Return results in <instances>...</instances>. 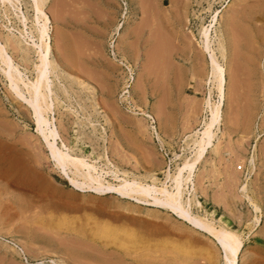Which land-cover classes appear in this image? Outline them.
I'll use <instances>...</instances> for the list:
<instances>
[{"label":"rangeland","instance_id":"374dc122","mask_svg":"<svg viewBox=\"0 0 264 264\" xmlns=\"http://www.w3.org/2000/svg\"><path fill=\"white\" fill-rule=\"evenodd\" d=\"M144 1H43L56 143L111 184L168 189V175L194 157V140L221 105L183 203L198 220L237 235L238 264H264V0ZM13 3L25 26L0 0V38L34 81L37 54L11 39L36 37L40 15L33 0ZM160 10H172L165 27ZM211 51L225 72L223 99ZM32 115L0 69V264H226L214 236L154 196L139 202L74 188Z\"/></svg>","mask_w":264,"mask_h":264},{"label":"bare ground","instance_id":"6f19581e","mask_svg":"<svg viewBox=\"0 0 264 264\" xmlns=\"http://www.w3.org/2000/svg\"><path fill=\"white\" fill-rule=\"evenodd\" d=\"M33 1L35 10L40 15L37 17L40 26L37 29L36 37L32 36L34 34L33 32L32 35L26 33L27 36H25V31L24 33L19 34L20 37L18 39L12 38L11 41L21 52H24L27 55L31 51L37 54L39 64H37L35 68L36 78L34 81H31L25 77L20 68L13 63V59L7 49L8 41H3L1 38L0 69L9 80L11 90L32 111V116H34V120L37 124L38 134L45 141V145H47L52 159L56 162L57 166L64 171L70 184L73 185V187L77 190L85 193H92L95 195L115 193L123 198L135 199L139 202H150L149 197L154 196L155 201L153 203L155 205L172 210L178 215V217L187 220L192 224H195L196 226L214 236L224 249V258L226 260V264H238V260L242 251V241L236 237L237 235L230 231L218 230L215 227L209 226L201 220H198L196 217H193L189 209H187L184 205L182 198L184 185L191 180V176L193 175L197 163L202 160L201 157L203 153L212 144V139L214 137L212 129L215 124H218L221 121L220 119L222 117L221 105H217L212 109L210 122L205 125L204 130L200 134L198 133V139L194 140V144L198 148V150L194 154V157L190 160L188 159V161L183 164V167L180 168L178 174L174 176L168 175V183H171L170 188L168 186V189H157L155 186H144L136 181L130 182L128 180H122L118 185H114L103 180L102 177L98 174L99 172L97 173V171L99 170H96V167L87 162L86 159L71 155L69 153L70 151L66 149L67 146L65 147L63 145L64 149H61L57 145L55 140V138L59 136L57 128L55 126L49 127L51 125V120L47 117V114H49V110L52 104H49L48 99L53 93V89L51 88V84L49 81V75L54 72H52V67L53 63L55 62H53L51 59L52 34L50 33V28L46 24L48 22V18L42 9L44 0ZM8 2H10L13 9L16 11L17 14L15 15L20 18V21H22L24 25L26 18L20 6L15 5L13 3V0H8ZM158 13L162 18V21L159 23V25L161 27H165L164 22L166 19H168V21L170 20L172 10L169 11L170 14H168V11L163 12L161 10ZM155 14H157V12ZM41 19L46 20V22H44L43 20L41 21ZM202 35L205 38V40H203V43H205L207 50H210L212 39L209 29L204 28L202 31ZM25 37H28L32 44L26 41ZM35 38H37V40H34ZM210 57L212 64V78L218 82V88L221 92V98L223 99L225 72L221 69V66L217 62L215 53L213 51H211ZM180 73H182L181 67H179V74ZM25 93L28 94V96ZM185 172L188 173L187 177L184 175Z\"/></svg>","mask_w":264,"mask_h":264},{"label":"built area","instance_id":"2783aa9c","mask_svg":"<svg viewBox=\"0 0 264 264\" xmlns=\"http://www.w3.org/2000/svg\"><path fill=\"white\" fill-rule=\"evenodd\" d=\"M242 169V167L240 168V170Z\"/></svg>","mask_w":264,"mask_h":264}]
</instances>
